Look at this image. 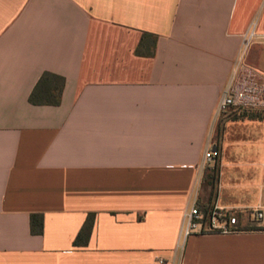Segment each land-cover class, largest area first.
<instances>
[{"label":"crops","instance_id":"1","mask_svg":"<svg viewBox=\"0 0 264 264\" xmlns=\"http://www.w3.org/2000/svg\"><path fill=\"white\" fill-rule=\"evenodd\" d=\"M262 15L264 0H0V264H264V121L216 115ZM45 74L56 105L30 101ZM193 203L236 210L239 231L181 250Z\"/></svg>","mask_w":264,"mask_h":264},{"label":"built area","instance_id":"2","mask_svg":"<svg viewBox=\"0 0 264 264\" xmlns=\"http://www.w3.org/2000/svg\"><path fill=\"white\" fill-rule=\"evenodd\" d=\"M259 37L264 42V35H256L254 29L249 30L243 37L230 78L217 103V116L233 110L264 114V72L248 62L250 48ZM218 155V150L207 148L203 155L204 163H213ZM250 214L256 223L263 220V212L259 207L252 209ZM238 231L236 210L226 209L217 204L206 210L193 203L184 212L179 248L182 250L186 240L192 235L232 234Z\"/></svg>","mask_w":264,"mask_h":264},{"label":"trees","instance_id":"3","mask_svg":"<svg viewBox=\"0 0 264 264\" xmlns=\"http://www.w3.org/2000/svg\"><path fill=\"white\" fill-rule=\"evenodd\" d=\"M51 79H55L60 82L62 81V78L57 77V76L48 75V74L43 75L37 85V89H35V91L30 96V101L32 103H36L38 99H42L44 97V98H47V101H46L47 103H53L54 105L58 104V94L48 92V90L45 91V88H44L45 84H47ZM38 90H40L39 92H41V94H38ZM54 90L60 91V88L55 87ZM254 115L258 116L257 114H254ZM213 178L214 176H210V179H213ZM93 217H94L93 215H89L87 217L85 224L83 225V227L81 228V230L79 231V233L77 234L73 242L74 246L83 247L87 244L88 239L90 237L91 229L93 226ZM31 221H32V225L34 226V222H35L34 216H32ZM40 226H41V223H40Z\"/></svg>","mask_w":264,"mask_h":264},{"label":"rangeland","instance_id":"4","mask_svg":"<svg viewBox=\"0 0 264 264\" xmlns=\"http://www.w3.org/2000/svg\"><path fill=\"white\" fill-rule=\"evenodd\" d=\"M261 29L264 32V15H262V19H261ZM248 62L255 68L264 72V42L260 39V37L255 40L254 44L250 48L249 55H248ZM257 115L258 116L254 114L253 115L248 114V115L238 116L234 114V115H228L227 118L235 119V120L253 118V119L264 121V114H257ZM216 160H215V163H216ZM206 175L209 179L208 184L215 186V181H217V171H216L215 165L213 169L206 172ZM210 176H214V178L210 179Z\"/></svg>","mask_w":264,"mask_h":264}]
</instances>
